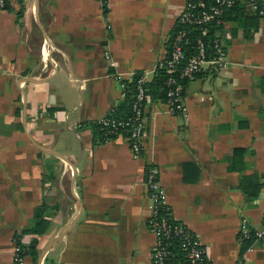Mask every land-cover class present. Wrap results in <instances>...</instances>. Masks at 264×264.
<instances>
[{
    "label": "crops",
    "instance_id": "crops-1",
    "mask_svg": "<svg viewBox=\"0 0 264 264\" xmlns=\"http://www.w3.org/2000/svg\"><path fill=\"white\" fill-rule=\"evenodd\" d=\"M238 1L242 17H227L216 33L225 66L187 83L179 114L147 96L143 156L134 158L126 139L99 143L85 124L120 101L118 79L152 78L185 0H7L0 264H14L13 233L44 197L50 224L37 260L23 264H151L146 164L158 168L165 204L210 264H264L263 241L243 251L240 242L243 219L252 231L264 227V185L250 200L240 188L245 177L264 182V0L258 9Z\"/></svg>",
    "mask_w": 264,
    "mask_h": 264
},
{
    "label": "built area",
    "instance_id": "built-area-1",
    "mask_svg": "<svg viewBox=\"0 0 264 264\" xmlns=\"http://www.w3.org/2000/svg\"><path fill=\"white\" fill-rule=\"evenodd\" d=\"M106 5L108 0H97ZM236 0H214L213 3L208 4L206 0H185L182 10L180 11L174 24L180 25H196L200 26L206 23L215 22L216 25L223 23V13L231 8ZM247 5L251 9H258V0H246ZM7 0H0V10L5 8ZM260 14H264L262 8L259 9ZM189 31L180 29L172 38L171 51L169 58L159 62L158 66L163 64L166 66L169 74L173 73L175 66L183 58L182 42L186 40ZM214 53L207 56L206 47L202 38H198L196 42L195 53L189 58L184 69L181 71V77L192 79L195 72H204L209 68L221 69L226 64V51L222 46L219 38L214 39ZM148 81L146 75L142 74L137 80L136 92L133 99L134 117L130 121L129 138L126 139L132 155L134 158H141L143 156V133H144V103L147 99L143 83ZM120 87L124 89V80L118 79ZM169 89L167 91V104L170 109L179 112L184 111V96L182 95L183 85L178 82L173 76H169L167 80ZM104 117L100 120L103 121ZM104 124H108L104 122ZM111 124L122 125V121H112ZM145 185L147 196L151 200L150 217L148 219V226L154 235V242L151 247V264H173L168 263L166 258L168 256L167 245L163 240L170 237L171 233L178 235L184 242L188 243L191 248L189 257L197 264H210L207 260L206 249L201 243L200 239L187 227L186 224L180 222L175 225H170L169 217L162 216L158 218V210L160 205L165 204V191L159 179V170L156 166L148 164L145 167ZM166 205V204H165ZM172 215V213H171ZM240 232L244 238H252V248L258 242H264V227L259 230H251L246 226L245 219L242 220ZM20 248L14 245L13 261L14 264H23V258L19 255ZM241 257L238 259L240 261Z\"/></svg>",
    "mask_w": 264,
    "mask_h": 264
},
{
    "label": "trees",
    "instance_id": "trees-1",
    "mask_svg": "<svg viewBox=\"0 0 264 264\" xmlns=\"http://www.w3.org/2000/svg\"><path fill=\"white\" fill-rule=\"evenodd\" d=\"M214 0H206L208 4L213 3ZM6 6V5H5ZM236 15L237 17H242L244 14V5H241L238 0L235 1L234 5L227 9L222 16V19L225 20L227 17L231 15ZM220 25H216L215 22H209L203 25H180L179 23L174 24L172 29L169 32V36L167 41L165 42L166 46V58H169L171 51V43L173 36L180 30L186 29L189 31L186 36V40L182 42L183 49V58L180 62L175 66L173 73L169 74L166 66L163 64L162 66H158L156 71L154 72L152 78L143 83V88L145 89V93L147 96H150L153 99H161L167 102V91L169 86L167 84V80L169 76H173L178 82L183 85L182 95L185 97V88L187 83L191 79H187L186 77H181V71L184 69L186 63L189 58L195 53L196 42L198 38H202L205 47L207 56L213 55L214 53V39L216 37L217 31L220 29ZM143 74L142 71H137L134 73L133 77L128 80H124V89L122 98L118 103L113 105L107 113L104 115V120H95L91 122H87L85 125L89 126L94 136H97V140L99 143H104L110 139H116L118 137H122L124 139H128L129 137V129H130V121L132 117H134L135 113L133 110V99L136 92L137 80ZM203 72H195L193 74V78L199 77L203 75ZM146 105V101L144 103ZM145 107V106H144ZM174 113L179 114V111L173 110ZM112 121L118 122L122 121V125L111 124ZM107 122L108 124H104ZM148 164H146L147 166ZM145 166V167H146ZM237 165L234 163L233 168H241L236 167ZM241 170V169H240ZM253 179H245L242 181L240 188L244 192L247 199L256 198L260 188L264 185V182H254ZM50 203L47 197H44L42 204L34 210L32 216V222L29 226L21 229L20 231H16L13 233L12 241L15 246L20 248L19 255L22 257L30 256L34 261L37 260L39 253V240L38 237L41 236L46 229L48 228L50 221L48 219ZM162 216L169 217V224L175 225L180 223V221L176 220L172 215L171 211L167 207V205H160L158 210V218ZM242 237V234L240 232ZM29 236V240L27 242H23V237ZM240 237L242 251L251 243L252 238H244ZM164 244L167 245L168 256L166 261L168 263L173 264H197L192 261L189 257V251L191 246L184 242L181 237L175 235L174 233L170 234V237L163 240Z\"/></svg>",
    "mask_w": 264,
    "mask_h": 264
},
{
    "label": "water",
    "instance_id": "water-1",
    "mask_svg": "<svg viewBox=\"0 0 264 264\" xmlns=\"http://www.w3.org/2000/svg\"><path fill=\"white\" fill-rule=\"evenodd\" d=\"M62 233L57 234L50 242V244H52L56 239H58L61 236Z\"/></svg>",
    "mask_w": 264,
    "mask_h": 264
}]
</instances>
